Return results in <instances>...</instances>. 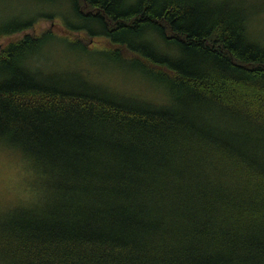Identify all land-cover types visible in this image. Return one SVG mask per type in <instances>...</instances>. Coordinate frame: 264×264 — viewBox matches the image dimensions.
<instances>
[{"label":"trees","instance_id":"obj_1","mask_svg":"<svg viewBox=\"0 0 264 264\" xmlns=\"http://www.w3.org/2000/svg\"><path fill=\"white\" fill-rule=\"evenodd\" d=\"M16 35L0 264H264V0H0Z\"/></svg>","mask_w":264,"mask_h":264},{"label":"rangeland","instance_id":"obj_2","mask_svg":"<svg viewBox=\"0 0 264 264\" xmlns=\"http://www.w3.org/2000/svg\"><path fill=\"white\" fill-rule=\"evenodd\" d=\"M45 27H48V24L43 25V27L41 26V28ZM19 36L20 35H16L9 39L0 40V46L8 43L9 40L18 38ZM87 56L89 59L83 58V60L86 64H90V70L93 71L94 69L100 68L103 71L101 75L90 74L93 76L102 77L107 74V69H105L107 66L127 69L126 65L113 62L111 57L106 54H88ZM73 57L80 56L74 55ZM58 72H60V70ZM69 75L78 77L76 74ZM107 81H109L111 84H115V80L111 78V76H108ZM28 194L26 171L23 162L18 158V156L11 154V152L0 149V212H6L11 208L14 209L18 207L20 205L21 199L26 198Z\"/></svg>","mask_w":264,"mask_h":264}]
</instances>
